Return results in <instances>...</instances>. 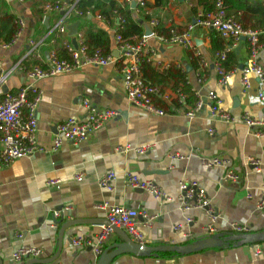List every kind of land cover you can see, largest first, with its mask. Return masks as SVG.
Segmentation results:
<instances>
[{"label":"crops","instance_id":"obj_1","mask_svg":"<svg viewBox=\"0 0 264 264\" xmlns=\"http://www.w3.org/2000/svg\"><path fill=\"white\" fill-rule=\"evenodd\" d=\"M55 1L66 0L6 1L8 11L26 23L25 31L11 47L0 45V61L4 73L8 74L6 92H17L25 87L42 91V102L38 106V141L47 149L53 145L59 124L70 118H85V100L100 109L114 110L119 116L108 121L101 131L91 135L79 147L65 142L58 151L18 159L0 169V264H26L31 260L13 261V254L22 246L42 248L45 252L42 259L52 258L59 249L62 226H50L52 216L62 212L65 221L105 220L106 211L101 208L105 204L131 207L155 216L151 226H145L142 219L137 226L147 245L192 243L207 236L205 226L208 217L201 209L184 210L179 191V183L183 179L196 181L207 191L211 206L220 217L219 234L232 233V224H247L250 233L263 232L264 209L259 210L257 206L261 199L260 186L264 183V137L250 132L242 118L246 112L261 117L264 103L259 97V81L255 75L250 77L248 88L242 83L241 67L248 66L253 58L247 40L227 41L196 26L190 35L194 47L208 64L204 69L201 65L194 67L195 50L166 44L151 35L143 50L144 62L149 66L142 73L144 79L158 86L163 95L156 99V103L167 113L158 116L129 102L114 66H87L74 73L42 80L28 77L20 65L29 58L37 60L27 56L31 43L38 45L36 50L43 59L37 61L44 65L49 61L47 54L54 49L55 44L51 41L61 13L44 14L43 7ZM116 1L123 6L128 5L124 0ZM146 1L144 13L131 6L133 19L144 30L149 26L155 32L154 28L162 25L181 35L188 31L189 26L195 25L207 0ZM99 16L100 12L96 11L86 21L74 23L80 24L79 33L90 27L106 30L111 36L113 53L117 55L115 35L118 18L114 17L116 23L114 20L111 24ZM146 16H149V21ZM46 18L49 19L47 25ZM68 38L73 40L70 34ZM212 38L217 45L224 44L223 50L227 46L235 55L237 65L227 70L233 74L225 87L219 84L221 76L217 64V55L223 50H215ZM257 61L264 68V49L259 52ZM169 69L172 72L186 71L197 102H204L194 118L186 115L195 106L187 104L188 96L185 95L186 103L179 105L176 102L178 90L173 88L175 81L159 77ZM161 77L165 78L164 75ZM210 92L218 95L223 110L235 118L234 123L222 122L211 114ZM143 147L149 151L138 154L136 148ZM176 154L190 156V159L175 161L172 156ZM215 157L231 161V169L241 176L238 184L224 180V168L208 169L203 165L204 159ZM248 158L260 161V172L248 164ZM111 172L116 174L114 191L107 192L100 188L99 180ZM80 174L84 179L77 181L75 176ZM129 175L153 180L164 197L158 199L146 191L132 188ZM55 179L62 181L60 188L48 185ZM187 219L192 223L176 231L175 226ZM99 232V225L70 227L64 234L58 259L47 264H91L94 260L92 250L76 248L69 240L93 238ZM118 242H121L120 237L112 233L105 248ZM235 245L236 242L228 241L222 248L177 257L159 255L145 258L124 254L110 264H264V257L254 260L255 244Z\"/></svg>","mask_w":264,"mask_h":264},{"label":"built area","instance_id":"obj_2","mask_svg":"<svg viewBox=\"0 0 264 264\" xmlns=\"http://www.w3.org/2000/svg\"><path fill=\"white\" fill-rule=\"evenodd\" d=\"M9 1V0H8ZM25 1V0H19ZM189 1V0H185ZM79 0L55 1L46 3L43 7L44 14L53 12L61 13L58 26L54 31L56 40H63V45L70 54L69 59L59 57L56 50L50 52L47 68L43 69L36 66L33 70L28 71L27 75L32 80H42L62 74L74 73L87 66H114L116 73L120 76L129 102L139 108L144 109L150 114L165 116L166 110L156 103L157 98H162L161 90L155 84L146 81L142 73V65L144 63L143 50L148 45L149 36L144 35L136 43L124 42L120 35L116 33L115 42L117 46V55H104L101 51L90 53L88 45L82 33H77L73 40H69V26L74 22L73 16L80 17L81 13L77 9ZM130 6L134 5L139 10L147 7L146 0H124ZM101 17V15L99 16ZM119 23L122 18L117 17ZM18 33L12 43L1 44L3 48L11 47L18 38L23 34L26 23L22 19H18ZM157 25V23H155ZM200 26L205 30L214 32L215 34L225 38L227 41L239 42L246 39L252 51V61L250 64L241 69L242 83L244 87H249V80L255 75L259 81V97L264 103V68L258 63L259 52L264 49V26L259 29L245 28L238 22L234 16H231L226 10L223 0H218L215 9L210 13L200 12L194 26H189L188 31L181 35L174 34L170 38L157 35L153 32V36H157L162 42L173 45H181L186 49L195 50L196 56L202 68H206L208 64L202 59L201 53L194 47L190 32ZM55 42V41H54ZM33 46V48H32ZM38 45L31 43V49L28 57H34L37 60L43 59L42 55L37 52ZM230 48H226L218 53V70L221 76L219 84L227 86L232 78V72L221 67V62L227 57ZM20 67H22L20 65ZM200 67V68H201ZM8 74L4 73L2 63L0 61V169L10 166L13 162L23 158H34L39 153H50L58 151L66 142L73 147H79L88 138L101 131L106 123L116 119L118 112L110 109H100L90 103L88 100L83 102L86 110V116L82 120L75 118L67 119L57 126V133L50 149L44 148L38 141V106L42 102V91L34 87L21 88L19 91L6 92ZM176 102L179 105L186 103V96L181 92H176ZM209 99L212 103L211 114L222 122L234 123L235 118L224 111L222 102L215 92L209 93ZM204 102L199 100L196 105L189 110L186 115L194 118L198 111L202 109ZM243 121L248 130L257 137H264V113L261 117L253 116L246 112L243 115ZM148 148H136L138 154H146ZM172 159L189 160L190 156L176 154ZM248 164L253 166L256 172H260V161L254 158H248ZM203 165L208 169L224 168L226 170L224 180L232 184H238L241 181L240 174L231 169V161L226 158L215 157L204 159ZM77 181H82V174L75 176ZM116 179L115 173L105 174L99 180V186L107 192L114 191L113 182ZM129 183L136 190L146 191L156 198H163L164 193L161 188L153 180H142L138 176L129 175ZM51 187L60 188L62 181L60 179L48 182ZM179 191L181 194L184 210L201 209L208 217V223L205 226L207 236H215L219 234L220 217L215 213L211 206L207 191L196 181L183 179L179 183ZM261 199L257 208L264 209V183L260 186ZM106 211V220L110 226L99 225L100 232L93 238H73L72 245L76 248H90L94 254V260L91 264H97L100 256L105 250L108 236L113 232V227H117L126 231L130 238L138 243L145 244L143 234L138 230L139 220L145 222V226H151L155 216H151L147 211H140L135 208L122 205H108L101 207ZM62 212H56V218L62 217ZM192 223L191 219H187L184 223L175 226L176 231H180ZM54 226L55 225H50ZM230 230L233 234L243 235L251 232L247 224H232ZM187 237V235H185ZM45 252L42 248L36 246H22L13 254V261L20 263L28 259H42ZM254 260L264 257V243L255 244L253 247Z\"/></svg>","mask_w":264,"mask_h":264},{"label":"trees","instance_id":"obj_3","mask_svg":"<svg viewBox=\"0 0 264 264\" xmlns=\"http://www.w3.org/2000/svg\"><path fill=\"white\" fill-rule=\"evenodd\" d=\"M161 1V0H156ZM166 2L168 0H162ZM218 0H207L203 3V12L210 13L212 12ZM226 10L231 16L240 22L245 28L259 29L264 26V1L253 2L250 0H223ZM6 8V9H4ZM77 9L81 13L80 17L73 16V22L86 21L92 13L99 11L101 17L105 18L107 21H110L111 24L114 22V17H121L122 23H119L117 26V34L121 36L124 42L136 43L145 35L144 28L137 23L132 17V8L130 5L123 6L118 4L116 0H79L77 3ZM144 13V10H141ZM198 13V10H195ZM91 13V14H90ZM18 16L10 13L6 7V1L0 2V43L9 44L12 43L15 36L18 33ZM145 19L149 21V16H146ZM116 23V20H115ZM85 39V43L89 47L90 53L96 51H101L104 55L113 54L112 49V40L110 34L103 29H98L90 27L87 30H81ZM154 31L157 35L163 36L165 38H170L175 32L165 29L162 25H157L154 28ZM213 39V45L215 50H223V45H217L215 39ZM55 41V42H54ZM51 42H54V49L56 50L59 57L64 59H69L70 54L68 53L66 47L63 45V40H56L54 38ZM235 55L232 52H227V57L224 61L221 62V67L226 70H231L236 67ZM36 66H40L43 69L47 68L46 65L40 63L39 61L29 58L24 61L22 64V69L25 71H31ZM149 66L147 62H144L142 65V71H145V67ZM199 58L194 59V67L198 68ZM162 75L165 76L161 77ZM163 79H173L175 84L173 88L175 91H179L184 95H187V104L190 106L196 105L197 98L192 92V88L188 82L187 72L180 70L179 72H172L171 69L162 72L159 76ZM158 77V78H159ZM177 91V92H178ZM15 93V92H13ZM160 257H177L173 254H160Z\"/></svg>","mask_w":264,"mask_h":264},{"label":"water","instance_id":"obj_4","mask_svg":"<svg viewBox=\"0 0 264 264\" xmlns=\"http://www.w3.org/2000/svg\"><path fill=\"white\" fill-rule=\"evenodd\" d=\"M4 1V0H0ZM8 1V0H5ZM133 8H136L135 4L132 5ZM48 18L45 19V24H48ZM79 23H74L69 26V34L70 37H74L78 33L79 29ZM145 35L151 36L153 35L152 29H150L149 26H145ZM48 57H50V54H47ZM243 67H241L242 69ZM6 91V88L4 89ZM142 192V190H139ZM65 214L62 215L60 219L52 216V222H50L52 225H55L56 227L61 226L60 232H59V249L58 252L50 259H31L26 264H47V263H53L55 262L60 252L63 248V239L65 232L73 226L77 225H107L110 226V223L105 220H85V219H72L65 221ZM113 229V232L116 233L120 239L121 242L111 244L107 246L100 256L97 264H110L114 259L117 257L124 255V254H132L138 257H145V258H152V257H159L160 254H174V255H181V256H188L192 254H197L199 252H203L205 250L215 249V248H222L225 247L228 241H234L236 242L235 246H243L245 244H259L264 243V231L263 232H257V233H250V234H243V235H237V234H217L215 236H204L196 241L184 244V245H172V244H162L160 246H150L147 244H138L134 242L130 236L126 233V231L119 229L117 227H111ZM69 242L72 243V240H69Z\"/></svg>","mask_w":264,"mask_h":264},{"label":"rangeland","instance_id":"obj_5","mask_svg":"<svg viewBox=\"0 0 264 264\" xmlns=\"http://www.w3.org/2000/svg\"><path fill=\"white\" fill-rule=\"evenodd\" d=\"M18 1H16V2H13V3H17Z\"/></svg>","mask_w":264,"mask_h":264}]
</instances>
